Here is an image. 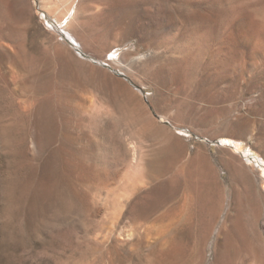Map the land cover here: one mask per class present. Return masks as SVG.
<instances>
[{
    "label": "rangeland",
    "instance_id": "1",
    "mask_svg": "<svg viewBox=\"0 0 264 264\" xmlns=\"http://www.w3.org/2000/svg\"><path fill=\"white\" fill-rule=\"evenodd\" d=\"M76 6L0 0V264H264V0Z\"/></svg>",
    "mask_w": 264,
    "mask_h": 264
},
{
    "label": "bare ground",
    "instance_id": "2",
    "mask_svg": "<svg viewBox=\"0 0 264 264\" xmlns=\"http://www.w3.org/2000/svg\"><path fill=\"white\" fill-rule=\"evenodd\" d=\"M78 1L80 2V0H42V3L47 9L45 10L48 11L49 14H51L52 16L56 17L57 18L56 20L60 25L58 26L56 24V26L55 25L53 26H55L56 29L57 28L62 29L69 37L75 39L80 45H83L85 43L84 39L82 40L80 37L78 38L74 28L77 19V9H78L77 6L74 7V5L78 3ZM62 6L65 8V10H61ZM59 15H61V17ZM182 135L186 136L184 133H181V136ZM219 143L221 146H224L225 148L228 147V149H231L234 153L240 154L241 158L243 159L246 158L245 162H248L255 167L257 166L261 173L262 178L264 179V159L260 155L251 154L250 151L252 149L248 151L244 146V142L239 140L229 139L227 137V138H222ZM249 157H251V161H249L250 160Z\"/></svg>",
    "mask_w": 264,
    "mask_h": 264
}]
</instances>
